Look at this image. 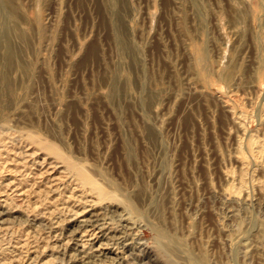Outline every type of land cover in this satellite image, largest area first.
I'll use <instances>...</instances> for the list:
<instances>
[{
  "label": "rangeland",
  "instance_id": "rangeland-1",
  "mask_svg": "<svg viewBox=\"0 0 264 264\" xmlns=\"http://www.w3.org/2000/svg\"><path fill=\"white\" fill-rule=\"evenodd\" d=\"M0 169V264H264V0H0Z\"/></svg>",
  "mask_w": 264,
  "mask_h": 264
},
{
  "label": "bare ground",
  "instance_id": "bare-ground-1",
  "mask_svg": "<svg viewBox=\"0 0 264 264\" xmlns=\"http://www.w3.org/2000/svg\"><path fill=\"white\" fill-rule=\"evenodd\" d=\"M51 148V147H50ZM72 168L77 172V174H79V176H80V178L83 180V182H85L86 184H91V181L89 180V178L85 175V173H83L79 168H77V167H75V166H73L72 165ZM1 170V169H0ZM92 185V184H91ZM92 187H93V185H92ZM97 188V187H96ZM98 192H99V195H100V197L102 196H104L105 195V193H103L102 191H100V189H96ZM97 217H99V214L96 212H92V213H90V217H89V219H91L92 221H88V222H85V223H88V228L89 229H91L92 231V233L95 231V230H98L99 232H100V234H101V231L103 230V228H104V225L103 224H101L100 225V220H98L97 219ZM84 218V217H83ZM79 224V223H78ZM104 232V231H103ZM86 233H88V231H85V233L84 234H86ZM106 233V232H105ZM112 233H114V232H112ZM112 233H110V234H112ZM97 234H99V233H93V234H91L90 236H91V244H90V247H91V249H93V248H95V245L96 244H99V246H98V249L100 248L101 249V246H104V244L102 243V238H104L105 240H109V239H112V238H115V236L116 235H113V236H110V234L109 235H105V234H103V235H101L100 237H97ZM114 234H116V233H114ZM78 235V234H77ZM110 236V237H109ZM119 236V235H118ZM122 241V240H121ZM88 243V242H87ZM125 243V242H124ZM118 244V243H117ZM83 246V245H82ZM106 246V245H105ZM130 246V245H129ZM90 249V250H91ZM96 250V252H98L99 253V255L101 256V255H105L104 253H103V251H102V249L101 250ZM82 250V249H81ZM108 252V251H107ZM95 253V252H94ZM82 255V254H81ZM95 255V254H94ZM110 255V254H109ZM88 263V262H87ZM113 263V262H112Z\"/></svg>",
  "mask_w": 264,
  "mask_h": 264
}]
</instances>
